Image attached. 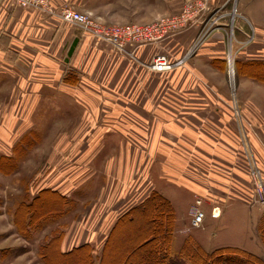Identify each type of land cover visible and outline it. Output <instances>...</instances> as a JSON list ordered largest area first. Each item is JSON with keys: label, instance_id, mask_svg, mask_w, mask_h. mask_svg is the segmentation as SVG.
Segmentation results:
<instances>
[{"label": "rangeland", "instance_id": "rangeland-1", "mask_svg": "<svg viewBox=\"0 0 264 264\" xmlns=\"http://www.w3.org/2000/svg\"><path fill=\"white\" fill-rule=\"evenodd\" d=\"M70 1L73 5L68 3L58 10L51 0L50 4L64 27L80 28L85 37L91 39L81 27L62 20L60 13L71 9L102 25L119 26L144 25L179 17L182 26L163 43L142 45L126 54L112 52L104 43L93 39L97 47H106L104 59L91 60L92 68L97 70L96 82L82 75L77 68L76 71L69 68L71 59L67 58L60 59L59 73L50 76L45 71L43 85L49 82L41 90L28 92L27 100L22 96L15 97L18 92L0 89V264H45L42 248L53 236L59 240V249L64 254L88 246L95 264L101 261L134 264L147 259V247L142 248L147 234L141 233L136 225L143 221L142 216L136 222L126 220L113 229L121 221L120 212L131 206L129 193L136 187L130 181L124 187L118 186L122 166L126 168L133 156L116 153L122 142L123 145L132 143L131 139H117L106 131L115 128L117 96L112 82L116 68L125 66L120 62L121 58L129 61L126 66H140L146 70L148 80L134 84L131 98L143 96V91L145 96L151 92L147 110L155 121H162V129L165 120L169 119L162 112L164 108L179 116L181 110L187 108L209 114L214 109L209 108L210 105L222 110L220 116L231 117L235 126V132L227 130L233 135L226 139L229 147L218 150L222 163L232 166L230 171L218 172L220 166L216 162L199 158L192 163H182L187 171L203 179L202 188L212 186L218 196L231 188V201L227 200L226 205L206 204L195 195H190L189 199L188 190L159 178L160 173L156 167L153 169V182L165 186L164 192L173 200L179 217L172 235L169 261L179 258L188 239L209 254L234 246L264 260L261 241L264 239V204L257 202L259 195L250 176L248 160L251 152L264 178V0ZM190 51L188 62L173 72L159 74L149 69L156 54L165 52L177 61ZM209 56L213 61H209ZM197 58H201L200 66L205 74L215 69L210 83L212 86L222 83L224 87H219L220 92L215 90L217 87L209 90L200 82V91L204 95L200 94V99L210 102L208 105L181 107L174 97L176 102L168 101L171 107H157L159 102L164 105L166 86L170 82L187 81L189 86L199 82L190 73L191 67L198 65ZM254 64L256 66H251ZM231 66L236 72L234 80L229 76ZM57 79L58 97L56 87L52 86ZM145 82H150L149 90ZM153 84L155 87L151 86ZM188 98L198 99L199 96L192 94ZM105 109L113 111L105 114ZM208 120L213 119L206 117ZM152 126L153 129L148 130L141 125L145 137L140 136L146 139L137 140L143 152H148L152 146L175 145L160 135L157 125ZM98 128H102L100 137ZM153 130L157 131L155 138ZM177 145L191 149L182 142ZM144 154L141 156L143 161L147 156ZM177 161L182 162L178 158ZM115 166L118 177L110 171ZM231 172L236 175L233 179L229 177ZM198 199L202 200L206 215L199 229L192 227L193 210L189 211ZM51 202L54 203L51 205ZM214 206L222 213L218 219L211 217ZM131 212L132 209L128 210L126 215ZM109 238L111 242L107 245ZM57 245L56 242L47 252L50 263L53 260L58 264L88 262L86 250L63 257L57 254Z\"/></svg>", "mask_w": 264, "mask_h": 264}, {"label": "crops", "instance_id": "crops-1", "mask_svg": "<svg viewBox=\"0 0 264 264\" xmlns=\"http://www.w3.org/2000/svg\"><path fill=\"white\" fill-rule=\"evenodd\" d=\"M51 1L56 10L68 5V3L73 5V2L70 0ZM107 47L110 51L115 52L109 46ZM129 48L128 51L134 49L131 47ZM105 49L106 47H97L93 39L85 37L80 28L73 26L64 27L59 20V15L57 17V13L52 14L33 9H22L17 7L12 0H0V84L6 85L4 87L0 86V89L18 92L15 97L22 96L23 99L27 100L28 92L43 89L44 85L49 82L48 80L43 85V75L45 71L46 74L50 76L59 73L61 69L60 59H71L69 68L74 71L77 69L80 70L79 72L82 75L86 76L92 82H96L97 70L92 68L91 60L95 58L104 59ZM137 50H135V52H137ZM208 59L209 61H213V58L210 56ZM196 60L198 65L191 67L192 70L190 69V73H193L197 81L199 79V82L193 83L191 86L188 85L187 81H185V83L170 82L171 84L166 86L167 93L163 100L164 105L159 102L160 105L157 107L160 109L161 107L163 108V106L171 107L168 101L176 102V99H178L176 103L179 102L178 105L181 107H188L189 105L196 107L208 105L210 102L200 99L201 95L204 97L203 92L200 91V82L204 87H208L209 90H212L211 87L214 86L217 87L215 90L220 92L221 89L219 87H224L222 83H217V85L213 84V86L210 83L212 73L215 74V69L212 68L209 70L211 73L207 71V74H205L204 69L200 66V61H202L201 58H197ZM120 62L123 65L125 64V66L116 68L114 80L112 82L114 83L113 87H115L116 90L114 92L117 96L115 128L106 129V131L107 133L114 134V137L117 139H131L132 143L129 142L124 144L125 146L122 142L119 152L116 153L119 155L128 154L133 156L131 163L128 165L129 167H126L128 173H124L126 168L121 165L122 175L119 179L120 182L118 186L124 187L129 181L136 186L133 192L129 193L130 196L128 198L131 201V206L121 211L120 216H125L130 209L141 207L145 201L156 192L172 205L175 221L177 222V220H179L173 200L164 192L166 190L165 186H157L156 182H153L151 174L154 172V167H156V171L160 173L158 175L159 178L166 179L178 188L188 190L189 199L191 197L190 195H195L197 198L199 197L206 201V204L215 205L216 203H223L226 205L227 200L231 201V199H229V197L232 196V192H229L231 188L227 190V193H223L220 196L212 191V186L210 189L208 186H206L205 189L204 187L202 188L204 184L203 179L187 171L182 163H192L199 158L203 161L208 160L213 163L216 162L220 166L217 168L218 172L224 169L230 171L232 166H229V163H222V158H220V152L218 150H225L229 147L226 139L233 138L232 133L228 132L229 130L235 132L233 121L232 119L230 120L231 117H228V115L224 117L220 116L222 110L216 105H210L209 108L214 107V109L211 111L208 109L210 111L209 114H206L204 110L187 108L181 110L183 112H181L179 116L164 108L162 112L166 113L169 119L167 121L165 120L162 129L160 126L162 121H155L154 116H151L149 110H147L150 102L149 94L151 92H148L145 96V91H143V96L131 98L132 90L135 87L134 84H138L139 81L144 82L148 80L146 70L140 66H126V63L129 62L126 59L121 58ZM136 76L140 78L138 79ZM50 80L52 81V77ZM145 83L146 86L149 87L146 89L149 90L150 82ZM54 84H52V86L56 87L58 97V92L60 90L59 80L57 79ZM151 86L155 87V84ZM192 94L199 96V98H188L189 95ZM174 97L175 100H173ZM141 108H144V110H141ZM112 111L113 110L105 109V114ZM189 117L192 118V120H188L187 118ZM206 117H209V119L212 118L213 120L206 121ZM142 124L148 130L153 129L152 125H154V127L157 125L160 135L170 140L173 144L175 143V145L173 147H167L165 145L158 147L152 146L147 150L148 152H143L140 147L141 143L137 140L141 138L146 139L143 138L145 135H143L144 133L141 129ZM204 125L207 128H205ZM98 129H100V137L102 128ZM207 129H209L208 131H210V133ZM96 131L99 132V130ZM156 132L157 131H154L153 133L154 138L156 137ZM140 135H143V137ZM181 142L188 144L191 149L179 148L177 144ZM143 154L147 155L144 161L141 159ZM177 158L182 162L179 163ZM110 171H113L114 176L118 177L117 166H115V169L110 168ZM229 177L232 179L235 178V172L234 174L231 172ZM227 185L231 186L230 184ZM218 209L220 210V208ZM192 210V213H194V206H191L189 211ZM216 213L218 214L219 211L217 210ZM221 216L222 213L220 210V216L218 218ZM174 229H176V227ZM110 231L111 228L108 229V232ZM230 247L235 248L234 246ZM172 249L173 243L171 246V250Z\"/></svg>", "mask_w": 264, "mask_h": 264}, {"label": "built area", "instance_id": "built-area-1", "mask_svg": "<svg viewBox=\"0 0 264 264\" xmlns=\"http://www.w3.org/2000/svg\"><path fill=\"white\" fill-rule=\"evenodd\" d=\"M14 4L22 9H33L37 11L49 12L52 14L57 13L51 6L50 0H12ZM60 16L65 22L75 24L89 34L93 39L104 43L112 48V50L119 53H129L128 49H137L142 45L161 44L167 40L176 31L178 27L182 26L180 18H163L150 24H129L124 26L119 25H102L89 16L78 13L71 9H64ZM192 51L188 52L185 56L177 61H173L169 54L159 53L156 54L152 63L150 64V71L154 73H167L177 68L183 67L189 59ZM231 63V62H230ZM235 69L233 66L229 69V76L234 80ZM253 154L250 152L248 155L250 176L253 180L256 194L259 195L258 203L264 204V182L263 174L260 166L254 163ZM255 190V191H256ZM202 200L198 199L194 206V213L192 215L191 224L194 228H202L206 215L202 210ZM220 210L214 208L212 210V217L218 218Z\"/></svg>", "mask_w": 264, "mask_h": 264}, {"label": "trees", "instance_id": "trees-1", "mask_svg": "<svg viewBox=\"0 0 264 264\" xmlns=\"http://www.w3.org/2000/svg\"><path fill=\"white\" fill-rule=\"evenodd\" d=\"M259 65V63H258ZM256 66V64L251 65ZM236 74V72H235ZM246 75V72L244 73ZM248 75L251 73H247ZM38 199V198H37ZM54 202H51V205ZM50 206V205H48ZM46 206L45 208H47ZM21 208V207H20ZM24 210H27L26 206H22ZM26 212V211H25ZM32 214V213H31ZM142 216L138 230L144 234L146 232L145 240L143 246L147 249V259L144 261H139L134 264H181L182 261L187 262L185 264H264V260L258 257L257 255L240 250L237 248H225V250H215L211 254L206 252L198 244L188 239L185 244L182 246L179 258L177 260L169 261L171 255V246L173 243V233L175 228V214L172 205L164 199L160 194L153 193L141 207L132 209V212L128 215H125L121 218V221L114 226L113 229L119 228L120 225L128 220L129 222H136L139 217ZM147 217V218H146ZM148 219V222L146 221ZM264 224V223H263ZM134 226V225H133ZM139 227L141 229H139ZM261 232V231H260ZM264 233V230H262ZM57 237L53 236L48 243L42 248V255L45 264H58L54 260L50 263L47 260L48 250L50 247H53L56 242L58 243L56 249L57 254L65 257H72L82 250H86L88 262L84 264H95L94 257L91 255V252L88 251V246L74 248V250L69 253H63L59 249V240ZM264 245V239L261 238ZM111 242L109 238L107 245ZM100 264H105V261ZM109 264H115L114 261H110ZM184 264V263H183Z\"/></svg>", "mask_w": 264, "mask_h": 264}]
</instances>
